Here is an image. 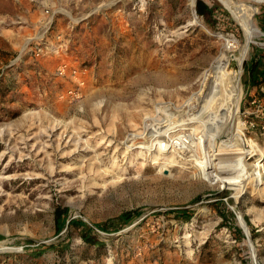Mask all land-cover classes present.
Listing matches in <instances>:
<instances>
[{"label": "rangeland", "instance_id": "rangeland-1", "mask_svg": "<svg viewBox=\"0 0 264 264\" xmlns=\"http://www.w3.org/2000/svg\"><path fill=\"white\" fill-rule=\"evenodd\" d=\"M196 1L0 0V264H253L230 195L264 264V87L251 82L255 57L264 68V1L247 4L260 34L238 106L229 65L243 29L219 0H203L206 18ZM159 116L169 120L155 130L160 143L179 146L176 165L120 143ZM64 126L95 152L60 157ZM94 153L123 178L88 175ZM56 207L66 209L61 229Z\"/></svg>", "mask_w": 264, "mask_h": 264}, {"label": "bare ground", "instance_id": "bare-ground-1", "mask_svg": "<svg viewBox=\"0 0 264 264\" xmlns=\"http://www.w3.org/2000/svg\"><path fill=\"white\" fill-rule=\"evenodd\" d=\"M219 1L230 12V14L234 18V20L243 29L244 36H245L244 45H242L241 47H239L237 49V52L234 55V61H231L230 65H229L230 68H232L231 65L234 64V66H233L234 70H235V82H234L235 85L233 88V90H234V103H235V106H238L240 99H241V95H242V86H241L240 75H241V73H242L241 71L243 69L242 68L243 61H244V58H245L246 53L248 51L249 43L252 40H255V37L260 34V31L257 29L255 23L252 20V17L250 15L249 11H248L247 4L249 2L261 3L264 0H219ZM230 47H234V45L230 46ZM230 47L224 48V50L222 51L223 57L226 56V54L229 53L230 51H234V50H230L229 49ZM189 114H190V112L188 110V111H183L182 113L178 114V116H180V117L181 116H188ZM166 125H169V120H166V119L159 116L155 122H153L151 124L146 123L143 131H140V130L133 131V129H131L130 133H127L126 135L120 137V140H121L120 143L121 144L128 143V142L130 144L129 146H125L126 149L124 150V154H130L132 148L133 149L139 148L138 151H136V153H134V154H135V156H138L139 158L140 157L143 158L144 156L147 157V155L148 156L151 155L149 153V150L153 148V149H156L158 151L159 150L162 151V156L165 157L166 159H168L169 164L176 165L174 155L177 154V150H179V146H178L175 138L171 139L168 143H164V142L160 143L161 139H159V134L157 132H155V130L159 129V127L160 128L165 127ZM133 126L134 125H132V128H133ZM76 128L72 127V129L69 130L67 128V126H64L62 129V132L58 135L57 144H56V151L59 152L60 157H66L67 155H70L71 153L76 152L80 147H81V150L83 149V150H86L87 152H92V153L95 152L91 149V146L88 144L89 141L87 139L82 138V136H81L82 131H80ZM101 133H102V131L97 133V134H101ZM64 134H66V135L68 134V135H67L66 141L64 142L63 147H72V149H70L68 151H64L63 149H66V148H62V138H63ZM117 136L118 135H116V137ZM138 137H140L139 139H141V140L135 141V139H137ZM104 139H105L104 137L100 138V140L98 142V146L100 144H102L103 141H105ZM108 145H109V143H108ZM119 146H115L113 151L114 152L117 151ZM143 149H144V151H143ZM169 151L173 153V154H170V156H169ZM157 153L159 154V156H161L160 152H157ZM153 158L155 159L154 161H156V162H158L160 159L155 154H153ZM47 162H49V168L51 169L50 171H52V169H54V168L51 166L50 160ZM112 162H114V161H112ZM102 163L103 162L99 159V155L94 153L89 158V161H88V173H89L88 175H90V176L93 175L92 177L95 179H97V177H98V179H101L103 182H105V180H106L105 178L108 176L111 178V180L109 182H115V181H118V180L123 178L122 176L124 174L121 170L113 171L114 170L113 163H112L113 166L110 167L111 170L109 168L108 169L103 168ZM100 183L95 182L93 185L95 187H102V185H100ZM230 190H231V188H230ZM227 198H228L227 200H228L229 207L235 211L236 216H237L238 221H239V224H241L244 227L245 232L247 233L248 229L244 223L245 222L244 218H243L241 212L238 210V208L235 205L233 195H230ZM248 244L251 246V256H252V261L254 264L256 261V258H255V254H254L253 245L250 243L249 238H248Z\"/></svg>", "mask_w": 264, "mask_h": 264}, {"label": "trees", "instance_id": "trees-1", "mask_svg": "<svg viewBox=\"0 0 264 264\" xmlns=\"http://www.w3.org/2000/svg\"><path fill=\"white\" fill-rule=\"evenodd\" d=\"M195 11L197 15L202 16L204 18L210 16L212 13L211 7H209L206 3H204L203 0L196 1ZM262 26H264V24H262ZM259 61H260L259 57L254 58V63L251 70V73L253 75L251 82L253 85L262 84L264 87V68L258 66ZM175 212L184 214V211L181 210H177ZM130 214H131L130 212H125L120 216V219H122V221L128 222L131 220ZM54 215H55V222L57 224V229H61L66 223V219H67L65 217L66 209L56 207L54 211ZM68 225L77 228L79 230L85 231L84 233L83 232L81 233V238L84 243L88 245L93 244L99 246L98 241H96L93 238V236L90 235V233L92 232L91 228H89L83 221H81L80 219H71L69 220ZM238 232H240L239 229Z\"/></svg>", "mask_w": 264, "mask_h": 264}, {"label": "built area", "instance_id": "built-area-1", "mask_svg": "<svg viewBox=\"0 0 264 264\" xmlns=\"http://www.w3.org/2000/svg\"><path fill=\"white\" fill-rule=\"evenodd\" d=\"M66 69H67V65H66V64H64V63H63V64H60L59 67H58V72H59L60 74H62V73L65 72ZM72 73H73V74H76V71L73 70ZM80 84H83V82L80 81ZM216 183H217V182H216ZM219 184H220V183H219ZM220 189H223L221 184H220Z\"/></svg>", "mask_w": 264, "mask_h": 264}, {"label": "water", "instance_id": "water-1", "mask_svg": "<svg viewBox=\"0 0 264 264\" xmlns=\"http://www.w3.org/2000/svg\"><path fill=\"white\" fill-rule=\"evenodd\" d=\"M233 65V64H232ZM234 211V210H233ZM234 213H235V211H234ZM236 214V213H235ZM69 222V220L67 221V223ZM245 223V222H244ZM241 225V224H240ZM245 225H246V223H245ZM241 227L244 229V227L241 225ZM247 227V226H246ZM244 232H245V229H244ZM246 233V232H245ZM246 236H247V239L249 238L250 239V236H249V232H248V230H247V233H246ZM250 246V245H249ZM251 247V246H250Z\"/></svg>", "mask_w": 264, "mask_h": 264}]
</instances>
